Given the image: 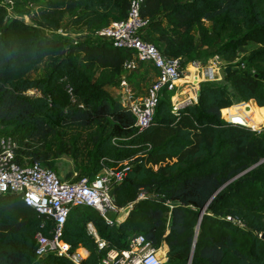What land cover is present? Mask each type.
Instances as JSON below:
<instances>
[{"label":"trees","instance_id":"16d2710c","mask_svg":"<svg viewBox=\"0 0 264 264\" xmlns=\"http://www.w3.org/2000/svg\"><path fill=\"white\" fill-rule=\"evenodd\" d=\"M129 1L0 0V133L16 141L21 164L53 170V162L70 158L73 181L128 164L112 195L117 208L132 205L124 221L109 224L86 206L69 212L61 238L71 252H88L81 264H101L137 235L166 245V264H264V124L253 130L222 116L235 101L254 120L264 109V0L142 3L149 19L143 39L166 57L219 55L232 63L239 49L247 55L243 69L230 65L236 69L222 81L202 83L197 103L178 116L161 100L141 130L106 90L131 52L93 38L127 17ZM78 31L89 38L64 37ZM45 61L49 70L33 79ZM51 226L18 195L0 194V264H74L36 255V234L48 235Z\"/></svg>","mask_w":264,"mask_h":264},{"label":"built area","instance_id":"2783aa9c","mask_svg":"<svg viewBox=\"0 0 264 264\" xmlns=\"http://www.w3.org/2000/svg\"><path fill=\"white\" fill-rule=\"evenodd\" d=\"M145 0H130L127 17L113 21L106 28L93 34L95 42L107 41L113 46L131 52V58L122 65L118 82L108 86L113 90V99L134 118V127L141 130L152 122L157 105L168 100L172 113L178 116L187 106L197 103L198 93L204 82H220L225 74V66L219 55L203 59L185 61L182 57L169 58L143 36L149 24L148 18L141 16V5ZM152 69L154 79L147 90L139 93L131 85L127 75ZM226 119V118H225ZM229 120V119H226ZM252 128V127H251ZM255 130L254 128H252ZM17 143L9 135L0 133V194L18 195L26 207L46 216L52 226L48 235L39 232L35 236L36 255L44 257L54 253L65 257L74 264H81L88 252L78 248L71 252L70 246L62 240L63 225L71 208L86 206L96 210L109 224L117 219L110 214H119L109 192L122 183L129 169L124 163L120 168L107 169L93 180L81 178L77 181H63L54 170L38 162L21 164L17 161ZM87 231L93 237L97 248L103 251L108 244L101 239L91 224ZM167 246H152L143 236L129 240L123 250H109L101 264H166Z\"/></svg>","mask_w":264,"mask_h":264},{"label":"rangeland","instance_id":"374dc122","mask_svg":"<svg viewBox=\"0 0 264 264\" xmlns=\"http://www.w3.org/2000/svg\"><path fill=\"white\" fill-rule=\"evenodd\" d=\"M26 23L30 24V18H22ZM78 33V34H77ZM61 34V33H60ZM64 35V34H63ZM62 35V36H63ZM64 37L72 39L74 41L77 40H87L89 38V35L85 31H78L76 33L71 32L67 35H64ZM209 52V50L207 51ZM247 55V50L244 48L239 49L238 57L233 61L232 63H227L223 61L222 64L227 68L230 67V65L239 66L242 69L244 68V58ZM49 70V66L47 62H43L39 68V71L34 73L32 75L33 79H40L42 78L46 72ZM128 80L131 82V85L134 87V89L139 93L140 91L147 90L148 86L150 85L151 81L154 79V75L152 73V69L147 67L141 72H135L132 74L127 75ZM109 92L114 94L113 90H109ZM227 92L232 93V89L230 87H227ZM113 97L115 95H112ZM250 103V102H249ZM232 109V110H231ZM230 110H225L222 112V116L224 118H227L235 123L243 124L246 126L256 124L257 127H255V130L260 129V125L264 124V109H257V116L258 119L254 120L251 115L248 112V107L245 104L238 103L235 101V104L232 106ZM236 113V115H235ZM234 119V120H233ZM238 119L239 122H236ZM259 125V126H258ZM54 165V171L56 172L57 176L63 180V181H73L77 170L72 162V160L68 157H62L61 159L53 162ZM119 217V214H110V218L117 219Z\"/></svg>","mask_w":264,"mask_h":264},{"label":"water","instance_id":"95a60500","mask_svg":"<svg viewBox=\"0 0 264 264\" xmlns=\"http://www.w3.org/2000/svg\"><path fill=\"white\" fill-rule=\"evenodd\" d=\"M236 68H233V67H227L225 68V74H228L230 71L234 70ZM200 92L198 93V96H199ZM218 192V191H217ZM113 195V190H111L109 192V196L112 197ZM132 208V205H129L128 207L124 208L120 213H119V217L117 218V223H120L122 221H124L130 211V209ZM204 214V212L202 211L201 214H200V218L201 216ZM264 238V236H263ZM191 261V259H190Z\"/></svg>","mask_w":264,"mask_h":264},{"label":"bare ground","instance_id":"6f19581e","mask_svg":"<svg viewBox=\"0 0 264 264\" xmlns=\"http://www.w3.org/2000/svg\"><path fill=\"white\" fill-rule=\"evenodd\" d=\"M226 119H227V118H226ZM233 120H234V119H233ZM236 122H239V121H238V119H237V121H236ZM248 127L255 128V127H257V125H256V124H253V125H250V124H249V126H248Z\"/></svg>","mask_w":264,"mask_h":264},{"label":"crops","instance_id":"0c3cea01","mask_svg":"<svg viewBox=\"0 0 264 264\" xmlns=\"http://www.w3.org/2000/svg\"><path fill=\"white\" fill-rule=\"evenodd\" d=\"M257 109H261V108H257Z\"/></svg>","mask_w":264,"mask_h":264}]
</instances>
